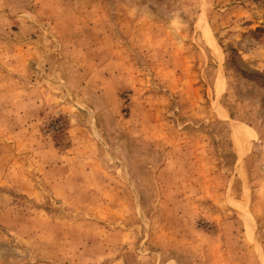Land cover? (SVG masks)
<instances>
[{"label": "rangeland", "instance_id": "1", "mask_svg": "<svg viewBox=\"0 0 264 264\" xmlns=\"http://www.w3.org/2000/svg\"><path fill=\"white\" fill-rule=\"evenodd\" d=\"M0 264H264V0H0Z\"/></svg>", "mask_w": 264, "mask_h": 264}, {"label": "bare ground", "instance_id": "2", "mask_svg": "<svg viewBox=\"0 0 264 264\" xmlns=\"http://www.w3.org/2000/svg\"><path fill=\"white\" fill-rule=\"evenodd\" d=\"M239 128H240V126H239ZM240 129H242V128H240ZM238 133V132H237ZM239 133H241V134H243L240 130H239ZM239 136H241V135H239ZM243 137V136H242ZM244 138V137H243ZM245 139H246V137H245ZM246 140H248V137H247V139Z\"/></svg>", "mask_w": 264, "mask_h": 264}]
</instances>
